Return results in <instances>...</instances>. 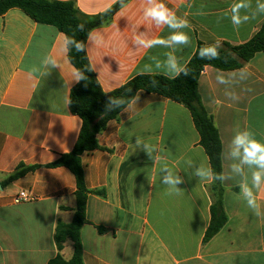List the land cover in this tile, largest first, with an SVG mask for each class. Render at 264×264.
Returning <instances> with one entry per match:
<instances>
[{
	"label": "crops",
	"instance_id": "obj_1",
	"mask_svg": "<svg viewBox=\"0 0 264 264\" xmlns=\"http://www.w3.org/2000/svg\"><path fill=\"white\" fill-rule=\"evenodd\" d=\"M58 1H73L83 14L96 16L120 0ZM162 2L188 21L183 31L191 43L150 49L135 45V35L167 39L173 30L144 19L145 0H128L91 31L85 45L105 94L140 75L169 78V53L187 66L200 46H241L264 24L258 0H245L250 7L242 9L241 16L255 19L239 29L231 23V7L240 0ZM98 39L102 43L97 44ZM67 40L58 28L37 23L21 9L0 15V264H48L59 254L58 223L71 224L75 218L76 176L67 167H48L74 151L83 129L82 118L70 109V95L79 82L74 81L78 70L69 58ZM49 55L59 67H42ZM33 67L38 72L30 75ZM241 71L247 73L244 80L239 79ZM218 72L230 82L217 83ZM198 89L219 131L223 173L230 177L222 181L225 226L205 240L213 180L200 181L193 173L200 166L212 168L191 111L161 95L139 91L97 135L100 149L80 157L89 191L87 223L80 233L84 264H264V216L252 213L241 191L242 185L251 186L257 169L242 165V174L233 173L231 166L239 160L230 156L237 131H252L264 143V52L234 71L205 66ZM228 93L237 99H229ZM136 137L150 145V155L140 148L132 152ZM165 164L183 179L178 186L182 195L168 194L162 183L166 173L160 171ZM20 166L37 169L10 180ZM21 192L31 200L16 204L14 198ZM256 196L264 210V185ZM60 254L72 258L71 240Z\"/></svg>",
	"mask_w": 264,
	"mask_h": 264
},
{
	"label": "trees",
	"instance_id": "obj_2",
	"mask_svg": "<svg viewBox=\"0 0 264 264\" xmlns=\"http://www.w3.org/2000/svg\"><path fill=\"white\" fill-rule=\"evenodd\" d=\"M128 0H123L124 5ZM122 7L119 1L108 11L96 15L83 14L73 1L58 0H0V15L13 8L23 10L34 21L40 24L51 25L65 33L68 40L72 39L84 44V48L91 31L107 22V20ZM83 24L84 30L79 31L77 25ZM186 66L189 70L187 77L181 75L176 79L163 75H140L115 92L105 94L93 71L86 49L77 52L69 49V58L79 72L87 76L86 81H80L70 95V109L72 113L83 120V129L79 141L71 154L62 156L48 167H67L77 178V207L75 218L71 224L59 222L55 232V243L59 254L48 264H84L83 247L81 243V229L87 223L86 207L89 191L85 188L84 173L81 164V155L85 152L100 149L97 135L105 130L108 122L122 112L134 99L139 91L161 95L169 100L185 105L193 116L195 125L201 136V145L204 147L211 164L213 173H223L222 143L219 131L213 118L206 112L199 94L198 84L205 66H212L221 71H234L245 66L257 53L264 52V24L255 37L238 47L230 45L218 46V59H201L199 50ZM156 85L153 86L152 82ZM122 101L121 107L113 111H106L105 106L109 98ZM37 169L36 166L23 167L10 177L15 180L27 172ZM212 192L214 203L211 209V224L207 230L205 240H210L226 224L227 216L223 207L224 188L222 181L213 180ZM67 240L73 243V256L65 260L60 252Z\"/></svg>",
	"mask_w": 264,
	"mask_h": 264
},
{
	"label": "clouds",
	"instance_id": "obj_3",
	"mask_svg": "<svg viewBox=\"0 0 264 264\" xmlns=\"http://www.w3.org/2000/svg\"><path fill=\"white\" fill-rule=\"evenodd\" d=\"M122 7L125 6L123 0H120ZM146 6L143 8V17L145 20L153 21L157 26H167L169 29L173 30L171 35L167 39H147L143 34H138L133 37V43L137 46H141L146 49L153 48L157 45L165 47L173 46H187L191 43L190 36L183 31L189 27V23L185 19L179 18L174 11L166 6L162 0H145ZM250 7V3H246L245 0H240V2L235 3L231 7V23L235 29L246 23L249 19H255V16L249 17L247 15L241 16V10ZM257 9L260 14H264V3H260L258 0ZM203 14L202 12L200 13ZM79 31L84 30V25H77ZM97 44L102 43L101 40L96 41ZM66 48H75L77 52L84 51V44L77 42L75 40L69 39L65 42ZM199 56L201 59H218L219 51L218 46L208 45L202 47L199 50ZM41 65L44 69H53L59 67L57 60L52 56H45L41 61ZM157 67H160L157 64ZM165 68L167 70V75L171 79H176L183 75L187 77L189 75V70L183 64H181L175 55L169 53L165 61ZM38 72L37 67H33L30 70V75ZM247 78V73L241 71L239 73V79L244 80ZM87 76L83 72H76L74 81H86ZM216 81L219 84H226L230 82V79L220 74L216 75ZM153 86L156 82H152ZM229 99L235 101L237 97L233 93H228ZM122 101L117 98L110 97L106 103V111H113L116 108L121 107ZM137 148L143 149L148 155H150L152 148L150 145L145 143L141 138L136 137L135 147H133V153ZM230 156L233 159H238L239 164H233L231 170L233 173L242 174V165H247L250 168L254 167L255 171L251 174V186L244 184L241 186L243 199L252 213L261 217L264 216V210H262L261 205L257 203L256 193L259 192L261 186L264 185V143L260 142L255 138V134L252 131L244 130L237 131L231 140V151ZM191 163V162H189ZM160 171L166 173L163 176L162 183L167 185V191L169 195L180 196L184 191L178 187L184 181L179 175L173 174L172 170L165 164L162 166ZM194 176L200 181L205 180H219L224 181L230 177L226 176L224 173H213L210 169L200 166L194 171ZM255 189L256 191L254 192Z\"/></svg>",
	"mask_w": 264,
	"mask_h": 264
},
{
	"label": "built area",
	"instance_id": "obj_4",
	"mask_svg": "<svg viewBox=\"0 0 264 264\" xmlns=\"http://www.w3.org/2000/svg\"><path fill=\"white\" fill-rule=\"evenodd\" d=\"M29 200H31V197L26 192H21L14 198V202L16 204H20Z\"/></svg>",
	"mask_w": 264,
	"mask_h": 264
}]
</instances>
